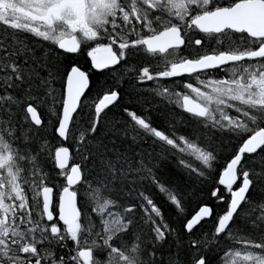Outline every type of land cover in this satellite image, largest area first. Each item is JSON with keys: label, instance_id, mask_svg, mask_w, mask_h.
Here are the masks:
<instances>
[{"label": "snow or ice", "instance_id": "snow-or-ice-1", "mask_svg": "<svg viewBox=\"0 0 264 264\" xmlns=\"http://www.w3.org/2000/svg\"><path fill=\"white\" fill-rule=\"evenodd\" d=\"M0 264H264V0H0Z\"/></svg>", "mask_w": 264, "mask_h": 264}]
</instances>
